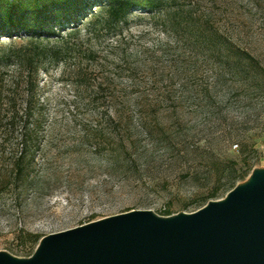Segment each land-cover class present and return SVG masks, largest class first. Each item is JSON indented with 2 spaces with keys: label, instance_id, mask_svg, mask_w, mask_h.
I'll list each match as a JSON object with an SVG mask.
<instances>
[{
  "label": "rangeland",
  "instance_id": "374dc122",
  "mask_svg": "<svg viewBox=\"0 0 264 264\" xmlns=\"http://www.w3.org/2000/svg\"><path fill=\"white\" fill-rule=\"evenodd\" d=\"M87 1L53 30L0 28V54L62 48L29 84L0 61V250L130 209L191 212L264 166V0H165L65 35ZM11 97L31 114L10 128Z\"/></svg>",
  "mask_w": 264,
  "mask_h": 264
},
{
  "label": "water",
  "instance_id": "95a60500",
  "mask_svg": "<svg viewBox=\"0 0 264 264\" xmlns=\"http://www.w3.org/2000/svg\"><path fill=\"white\" fill-rule=\"evenodd\" d=\"M0 264H264V166L200 208L130 209L40 237Z\"/></svg>",
  "mask_w": 264,
  "mask_h": 264
},
{
  "label": "trees",
  "instance_id": "16d2710c",
  "mask_svg": "<svg viewBox=\"0 0 264 264\" xmlns=\"http://www.w3.org/2000/svg\"><path fill=\"white\" fill-rule=\"evenodd\" d=\"M163 1L165 0H88L86 5H91L95 8L90 11L83 9L82 13L86 12L83 14L84 21L73 24L72 27L65 31V35H77L82 29L90 33L92 30L97 31L111 24H119L136 9L151 13L158 11ZM77 4L78 0H0V28L1 30L6 27L12 30L16 28H33L36 30L39 26H45L47 30H53L54 25L52 22L54 20H60L63 16L80 15L74 8ZM67 48L68 51L69 47ZM61 52L62 48L47 49L40 47L36 43L28 45H15L12 43L9 48L0 54V61L7 63L14 60L20 68L18 74H21L27 66V73L29 74L27 84H29V82H32V75L38 74L41 61L44 58L58 57ZM20 78L21 76L19 75L13 79L15 86L19 85ZM9 102L11 104L8 109V124L11 128V126L19 122L18 120L27 119L31 113L29 106L26 104L22 111L17 108L14 97H11ZM246 175L247 173L242 178ZM212 194H215V192ZM163 213L170 214L172 212L165 210ZM34 240L38 242L39 238Z\"/></svg>",
  "mask_w": 264,
  "mask_h": 264
}]
</instances>
